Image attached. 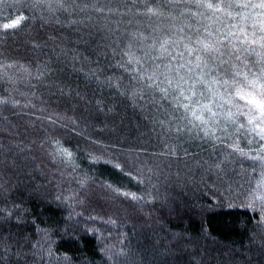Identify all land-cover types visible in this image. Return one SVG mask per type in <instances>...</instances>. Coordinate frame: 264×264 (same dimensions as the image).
<instances>
[{
    "label": "trees",
    "instance_id": "1",
    "mask_svg": "<svg viewBox=\"0 0 264 264\" xmlns=\"http://www.w3.org/2000/svg\"><path fill=\"white\" fill-rule=\"evenodd\" d=\"M253 99L264 0H1L0 264H264Z\"/></svg>",
    "mask_w": 264,
    "mask_h": 264
},
{
    "label": "snow or ice",
    "instance_id": "2",
    "mask_svg": "<svg viewBox=\"0 0 264 264\" xmlns=\"http://www.w3.org/2000/svg\"><path fill=\"white\" fill-rule=\"evenodd\" d=\"M251 103L255 104L257 107H264V105L254 99L251 101Z\"/></svg>",
    "mask_w": 264,
    "mask_h": 264
},
{
    "label": "bare ground",
    "instance_id": "3",
    "mask_svg": "<svg viewBox=\"0 0 264 264\" xmlns=\"http://www.w3.org/2000/svg\"><path fill=\"white\" fill-rule=\"evenodd\" d=\"M1 1V0H0ZM147 46V45H146ZM84 52V51H83ZM156 100V99H155ZM153 101V100H152ZM159 103V102H158ZM160 107V106H159ZM168 109H169V107H168ZM171 111V110H170ZM174 111V110H173ZM177 112V111H176ZM179 112V111H178ZM183 112V111H182ZM181 112V113H182ZM169 114V113H168ZM170 115H172V114H170ZM180 115V114H179ZM166 145V144H165Z\"/></svg>",
    "mask_w": 264,
    "mask_h": 264
}]
</instances>
